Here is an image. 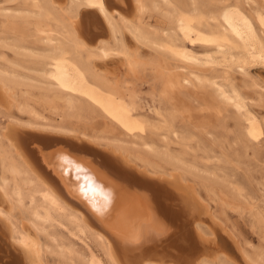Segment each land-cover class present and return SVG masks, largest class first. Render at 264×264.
Instances as JSON below:
<instances>
[{"label": "bare ground", "instance_id": "6f19581e", "mask_svg": "<svg viewBox=\"0 0 264 264\" xmlns=\"http://www.w3.org/2000/svg\"><path fill=\"white\" fill-rule=\"evenodd\" d=\"M21 5L20 11L0 5V27L24 15L46 46L39 72L48 84L34 97L36 87L27 79L0 71V110L27 118L8 114L0 125V264H49L47 258L55 264H235L223 251H212L219 246L203 216L216 221L196 190L228 207L217 179L194 177L192 167L163 147L144 143L136 131L157 125L142 118L118 83L89 61L114 54L133 72L150 66L161 80L169 70L158 58L163 55L181 70L178 81L188 85L193 79L211 88L233 110L245 151L253 153L264 120L222 74L231 66L243 77L247 64L264 68V7L249 14L236 1L223 0H21ZM148 8L155 16L144 25ZM125 32L154 58L142 63L124 44ZM168 32H177L182 44L165 43ZM192 68L216 74L197 75ZM32 99L58 115L56 125L29 105ZM79 103L140 146L110 139L102 147V137L67 129L65 118ZM148 106L162 120L157 107ZM227 188L243 199L239 188ZM260 210L247 213L264 230ZM245 254V264H261V255Z\"/></svg>", "mask_w": 264, "mask_h": 264}, {"label": "rangeland", "instance_id": "374dc122", "mask_svg": "<svg viewBox=\"0 0 264 264\" xmlns=\"http://www.w3.org/2000/svg\"><path fill=\"white\" fill-rule=\"evenodd\" d=\"M234 1L249 14L264 7V0H223V4ZM0 5L16 11L22 9L21 0L10 3L0 0ZM22 16L24 15L21 13L16 14L10 23L0 27V71L27 79L26 82L36 87L33 95L37 97L40 94L39 88H47L48 84L41 78L39 72L46 46ZM154 16L153 11L148 8L142 24L152 23ZM166 36V39L163 38L165 43L182 44L177 32H168ZM131 40L129 33L125 32L124 44L127 43L128 50L137 53L142 63L154 58L150 48L135 45ZM262 41L264 44V35ZM187 46L194 52H201L197 44ZM158 58L163 67L169 69L165 70L161 80L154 78L150 66L139 65L138 72H133L114 54L107 59L90 60L89 63L91 61L96 63L107 73L108 79L118 83V87L130 98L142 118L157 125V129L146 127L136 131L135 134L144 143L150 144L155 149L163 147L167 153L187 164L186 166L192 167L194 177L217 179L218 188L223 189L222 191L227 194L225 197L229 205L222 207L217 200H210L211 198L209 199L201 188L196 187L216 221V223L210 220L208 222V218L203 216L205 225L215 232V239L220 247L212 251H223V254L235 264H245L242 253H246L245 255L251 259L259 254L262 257L261 264H264V230L262 224H256L247 213L252 207L264 212V134L253 149V153H247L239 137L241 128L233 110L220 104L211 88L197 86L193 79L188 85L178 81L177 74L181 73V70L175 68L174 63L170 64L163 55L159 54ZM199 70L192 68L197 75L216 74L205 68ZM244 72L245 77L235 66H231L225 75L220 72L217 74H222L224 83L231 85L249 110L264 120V68L257 64H247ZM252 83L257 86H251ZM33 99L29 105L44 117L49 125H56L59 121L58 115L46 110L47 107ZM148 105L157 107L162 120L150 114ZM7 113L27 120L25 116H20L13 110ZM8 114L2 112L0 125L7 123ZM65 121L66 128L72 132H84L87 136L102 137L103 140L99 142L102 147L105 140L110 139H116L118 144L122 143L126 146H130L131 142L140 146L138 140L125 137L118 128L112 127L108 121L83 103L77 104L73 116L66 117ZM161 137L164 139L161 140ZM199 168L202 170L200 171ZM227 187L239 188L245 200L236 199L235 194ZM237 204L242 208L236 211ZM219 226L223 227L224 232ZM47 262L55 264L50 258H47Z\"/></svg>", "mask_w": 264, "mask_h": 264}]
</instances>
